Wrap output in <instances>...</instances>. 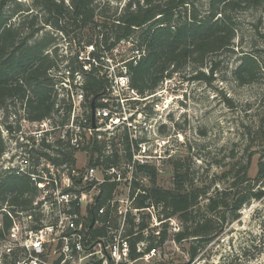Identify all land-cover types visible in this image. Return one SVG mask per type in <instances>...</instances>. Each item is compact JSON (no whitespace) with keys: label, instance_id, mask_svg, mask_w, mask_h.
<instances>
[{"label":"built area","instance_id":"built-area-1","mask_svg":"<svg viewBox=\"0 0 264 264\" xmlns=\"http://www.w3.org/2000/svg\"><path fill=\"white\" fill-rule=\"evenodd\" d=\"M59 41L66 51L60 44L52 47L60 61L48 70L55 112L41 122L23 120L45 129L24 138V151L14 162L5 155L11 163L5 170L26 177L32 197L26 211L1 209L11 226L0 241V264H132L135 227L129 233L128 221L135 225V185L141 184L135 172L156 170L172 158L176 150L168 125L182 105L167 92L171 78L150 95L131 86L128 65L135 66L145 55L134 37L114 45L72 41L71 47L66 38ZM64 58H74V66ZM90 77L101 85L95 95L88 92ZM174 137L184 144L181 134ZM57 142L64 146L62 152H71L74 163L58 164L31 151L32 146L59 157L42 148ZM105 186L110 195L98 205ZM123 189H128L126 198Z\"/></svg>","mask_w":264,"mask_h":264},{"label":"trees","instance_id":"trees-1","mask_svg":"<svg viewBox=\"0 0 264 264\" xmlns=\"http://www.w3.org/2000/svg\"><path fill=\"white\" fill-rule=\"evenodd\" d=\"M9 1L15 0H0V110L4 111L2 124L8 134L13 130L8 123L12 113L10 106L14 109L18 106L21 115H18L17 122L22 117V120L30 123L41 122L54 114L53 81L48 75V70L60 61L58 49L52 47L61 37L70 43L75 41L80 44V31L85 29L96 31V36L85 43L98 44L102 40L104 44L110 41L109 43L114 45L134 37L137 46L144 48L145 55L135 66L128 65L131 86L141 95H150L164 79L171 78L181 68L189 65L195 66L187 80L209 83L217 64L210 65L208 76L201 67L205 66L204 62L208 56L229 50L233 46L236 29L232 12L258 7L264 10V0H209L206 10L200 15L195 11V0H125L118 15V11L108 15L110 0H68L67 4L64 0H32L33 6L43 12L44 19L39 26L37 17H34L29 22V33L23 37L21 23L16 24L11 19L14 15H22L24 10L17 5V9L9 17L6 16L3 8ZM113 1L117 3L124 0ZM103 4L106 6L105 10L101 9ZM190 6L192 9L188 11ZM44 27L52 28L57 35L46 31L41 39L30 42ZM51 48V53H47ZM63 61H68L72 67L75 63L74 58H64ZM258 70L259 64L255 57L243 55L234 76L240 83H246L255 78ZM87 86L88 92L94 95L101 87L94 77L88 79ZM16 130L20 132L19 125ZM255 134L262 135L264 142V117L260 120ZM6 147L0 132V158ZM55 147L58 148L57 151ZM42 148L54 150V154L59 157L35 151L32 146L31 151L58 164L66 161L74 163L71 152H62L61 148L64 146L59 142L55 143L54 147L42 145ZM248 168L249 166L245 165L234 176L231 170L225 173L224 177L228 176L231 181L221 191H216L214 196L205 198L203 208L208 214L206 216H193L195 211L201 209L200 200L207 192L193 188L192 185L185 189L183 179L187 175H183L182 164L179 162L173 164L171 189L135 185V193L139 190L135 198V209L161 205L166 212V220L178 218L183 230L174 235V241L180 243L192 239V242L197 244L192 245L188 252L190 260H193L198 255V246L204 247L222 233L227 222V213L231 216L229 222L236 220L237 213L245 204L264 196V189H255L260 180H263L264 184V161L258 163L254 184L248 176ZM144 170L143 174L150 176L154 183L156 171L150 167ZM5 173L0 177V241L11 226V220L1 209L26 211L31 205L29 197H32L26 177H19L7 171ZM110 191V187L100 188L98 205L103 204ZM128 222L131 224L129 232L135 227V237L130 242V259L136 261L143 257L144 252L154 248L151 244L144 252H138L137 245L143 241L147 225L144 221L134 225L132 219ZM157 236L160 244L164 242L166 233L162 231Z\"/></svg>","mask_w":264,"mask_h":264},{"label":"rangeland","instance_id":"rangeland-1","mask_svg":"<svg viewBox=\"0 0 264 264\" xmlns=\"http://www.w3.org/2000/svg\"><path fill=\"white\" fill-rule=\"evenodd\" d=\"M64 1L68 3V0ZM110 2L111 7L107 14L112 15L118 11V15L126 1ZM208 2L209 0H195V11L199 15L203 14ZM17 5L24 12L22 15L12 16L11 21L21 23L24 37L29 33V22L37 17L38 25H42L44 14L40 8L33 6L32 0L9 1L3 8L4 14L9 17L17 9ZM104 5L101 6L103 10L106 8ZM191 9L190 6L188 11ZM231 16L236 29L233 46L229 50L208 56L205 66L201 67L208 76L210 65L217 64L210 82L187 80L195 65L181 68L171 77L167 92L178 97L182 105V112L173 115L172 122L168 125V134L174 141L176 152L168 163L155 168L154 183L150 176L144 177L142 173L135 172V178H139L141 183L139 187L167 190L172 188L173 164H182L183 175H187L183 179L185 189L192 185L193 188L207 192L200 200L201 209L193 215L197 218L208 215L203 208L205 198L214 196L216 191L229 185L231 180L228 176L224 177L225 173L231 170L234 176L245 165L249 166L248 176L254 184L258 163L264 161L262 135L255 134L260 120L264 117V10L259 7L235 10ZM46 31L55 33L52 28L44 27L30 42L41 39ZM80 33V42L96 36V31L92 29H85ZM59 40L60 38L55 43L60 44L61 51H66L67 45L61 44ZM71 43V47H74L73 42ZM243 55L254 56L259 64L255 78L246 83H240L234 76ZM17 107H9L12 111L8 119L13 127L11 134L6 133L3 127L4 111L0 110V132L7 146L0 158V177L6 174L5 167L11 164L6 156L11 158L10 162H14L24 151V138L38 129H45L42 125L36 128L33 124L24 123L23 117L17 122V117L21 115ZM17 125L20 126V132L16 130ZM178 134L182 135L184 144L179 145L178 139L174 137ZM259 187L264 189L263 180L256 183L255 189ZM127 191L128 189L122 191L125 198ZM138 192L139 190L135 193V198ZM165 214L161 205L135 210V223L144 221L147 225L144 239L137 245V251L144 252L152 244L155 252L154 256L147 259L141 257L132 264H264V196L245 204L237 213L236 220L229 222L231 216L227 213V222L222 233L204 247L198 246V255L193 260H190L188 252L192 245L197 244L192 239L176 243L174 235L183 230V225L176 217L171 218V222L170 219L166 220ZM130 229L129 223L128 232ZM162 231H165L166 238L159 244L156 237Z\"/></svg>","mask_w":264,"mask_h":264},{"label":"water","instance_id":"water-1","mask_svg":"<svg viewBox=\"0 0 264 264\" xmlns=\"http://www.w3.org/2000/svg\"><path fill=\"white\" fill-rule=\"evenodd\" d=\"M92 108H93V103H92ZM94 126V125H93Z\"/></svg>","mask_w":264,"mask_h":264}]
</instances>
